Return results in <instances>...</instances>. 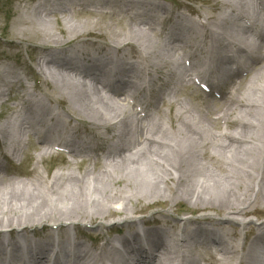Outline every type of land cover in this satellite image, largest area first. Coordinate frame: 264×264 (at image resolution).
Here are the masks:
<instances>
[{
	"label": "bare ground",
	"instance_id": "bare-ground-1",
	"mask_svg": "<svg viewBox=\"0 0 264 264\" xmlns=\"http://www.w3.org/2000/svg\"><path fill=\"white\" fill-rule=\"evenodd\" d=\"M66 1L73 9H62V27L55 23L58 31L53 25L48 30L39 26H50V17L55 15L54 6L63 5ZM213 1L222 10L216 20H213L211 10H203L200 14L195 11L197 17H192L181 10L182 5L175 9L154 0H44L26 10L23 21L27 26L19 33L40 41L36 47L45 53L36 57V68L48 88L37 99L34 98L38 96L34 91L24 88V97L14 103L13 113L0 123L4 149L12 157L20 158L25 148L21 142L22 135L32 134L40 143L37 164L50 155L52 149L64 147L73 155L71 165H75L77 156L84 157L82 161L88 162V165L81 172L72 169L57 171L51 176L35 169L31 178L20 180L18 173L9 170L4 157L0 156V255L3 254L5 264H16L14 261H19V264H66L64 260L67 264H97L110 251L108 245L117 238L106 241L99 247L100 252L86 246L69 230L80 221L93 223L100 220L101 224H105L106 219H114L116 225L128 229L120 237L124 241L121 248H115L108 257L114 258L118 253L123 255L135 249L131 251L130 260L139 259L142 264H187L185 256L189 264H196L198 258L203 264H264V244L257 249L259 257L254 259L252 255L261 236L259 230L250 243H245L242 236L238 241L236 232L220 228L225 223H232L246 231L253 220L245 216L264 208V131L261 135L257 131L259 126L264 127V120L263 123L261 120L264 118V52H259L255 39L264 42V33L255 32L256 22L244 21L255 14L260 2ZM90 5L95 6L90 11L97 13L98 17L95 20L76 19V8L81 7L78 9L81 11L84 6ZM101 14L112 17L103 18ZM216 25L227 26L235 34L240 29L244 33L252 32L253 41L244 40L242 45L247 43L258 50L256 60L246 61L242 70L232 64L235 63L234 53L218 67L222 70L227 66L232 76L238 73L231 85L222 91L221 101L203 96L205 85L193 75L198 55L216 56V51L207 50V44L218 39L211 30ZM91 33L100 40L81 38V57L84 60L81 65H71L64 59L54 58L55 53L57 55L63 48L72 46L61 45L79 35L90 36ZM233 36L232 32L231 38L224 37L226 45L233 43ZM178 42H184L185 46H177ZM241 51H244L243 47L238 49V52ZM177 53L192 58V65H185L176 59ZM152 54H155V62L152 61ZM128 56L137 59L129 61ZM180 68L186 70L188 77L168 94L169 97L164 96L161 86L158 90L154 89L161 71L168 70L165 82L173 71ZM130 70L135 80L120 78L118 85L125 88L130 83L131 90L139 93L136 97L124 96L117 87L107 88L108 85L101 80V77L114 72L123 77ZM243 72L250 73L246 76L249 85L239 89L244 79ZM201 74V81L206 84L209 73L203 70ZM20 82L21 77L16 70H6L0 76V100ZM208 83H212V87L219 84L211 80ZM196 89L204 97L198 107L189 99V95L197 92ZM103 90L111 96H106ZM248 90L255 96L254 100L244 97ZM182 93L187 96L181 97ZM53 103L66 105L64 113L67 120L60 113L48 115L50 109L55 108ZM165 106L169 112L175 107L172 124L167 126L156 121L157 115L166 114ZM36 109L41 114H37ZM234 109H238L245 118L232 119ZM212 111L218 115L212 117ZM132 116L136 129L134 140L128 147L118 154L112 148L122 135L120 130L109 137L107 143L98 141L101 130L110 126L125 127ZM205 118H209L210 125ZM13 119L18 123L16 131L10 128ZM72 120L76 121L75 125L71 124ZM191 121L201 124V129L195 128ZM222 121L225 125L235 123L238 128L228 132L214 130L211 126ZM78 143L82 144L81 149ZM183 145L189 147L186 155L181 148ZM255 145L259 147V153L262 145V151L258 160L250 162L248 151L253 150ZM99 146L104 148L103 158L96 152ZM168 150L172 156L167 154ZM199 158L207 162L199 163ZM138 169L147 170L148 180L158 186L156 195L149 199L159 197V200H166L172 206H169L170 209L180 198L191 199L196 207L225 208L223 217L216 220L217 225L208 227L210 237L215 240L221 234L222 239L212 242L213 239L208 237L187 249L185 254L184 243L189 236L185 227L172 231L173 226L165 223L158 229H147L144 225L147 220L137 214L135 207L141 199L135 186L136 179L143 176ZM199 172L201 175L191 188L193 178ZM210 193L216 197H209ZM87 205L93 210H88ZM55 206L58 210L53 209ZM117 213L119 216L115 217ZM214 217L211 214L207 219ZM47 220H51V227L47 229L48 233H41L37 229L40 223ZM176 220L184 224L190 217ZM59 230L67 239L56 237L55 232ZM168 233L173 236L166 239L164 236ZM20 241L27 245L25 256L20 253ZM211 242L213 246L209 245ZM65 244L69 245L68 249H64ZM55 245L59 250L51 256ZM147 247L152 250H147Z\"/></svg>",
	"mask_w": 264,
	"mask_h": 264
},
{
	"label": "rangeland",
	"instance_id": "rangeland-1",
	"mask_svg": "<svg viewBox=\"0 0 264 264\" xmlns=\"http://www.w3.org/2000/svg\"><path fill=\"white\" fill-rule=\"evenodd\" d=\"M41 1H44V0H0V73L2 70L4 71L16 70L20 74V77H21V82L15 85V87L12 88L8 92V94L3 96L0 100V123L5 121V118L11 113H13L12 106L14 105V103H16L17 101H20L24 97V94H25L24 88H28L34 91V94L38 95L36 97H40L41 93H43V91H46V88H48V86L44 82L43 77L40 75L39 70L36 68V57H39L40 55H44L45 53L41 51V49L36 47V45L40 41L37 38H29L26 36H22L19 33V31L22 28L27 26V24H25L23 21V18L26 16V13H25L26 10L30 6L38 5V3H40ZM154 1H156V3L170 5L172 7H175V9L182 5L181 10L185 11L189 15H192V17H197V14L196 13L194 14L195 11L200 14V12H202L203 10H211L212 12L211 15H213L214 17L213 19L216 20L222 12V10L218 7V5L214 4L215 2L213 0H154ZM66 5L68 8L71 7L70 4L68 5V1H66ZM91 7H95V6L93 5H90V7L84 6V9L81 11L78 10L81 7L76 8V14H75L76 19L95 20L98 16L96 15L97 13L90 11ZM70 9H73V8L71 7ZM61 13H62V10H55L54 11L55 15H52L50 17L52 20V23L50 24V26H47V25H39V26L47 30L49 27L51 28L54 26V30L58 31L59 29L57 30V28H55V23L57 24L59 23L60 26L62 27L63 24H62V19H61ZM100 17L109 18L112 16L101 14ZM200 19L202 20V18ZM63 34L64 33H61V36L64 37ZM79 36L64 43L63 45H61V47L62 46L65 47L76 41H80L81 38H86V40H90V41L100 40L99 38H96V35L93 33H91L90 36H86V35H83L81 37ZM152 56H153L152 59H155V54H152ZM133 59L136 61L137 58H133ZM161 72L162 73L158 74V78L156 79V83L154 85V89L156 90H158V88L164 82V78H166L168 75L165 70ZM209 73L210 75L212 74L211 71ZM244 75H245L243 76L244 79L243 81H241L242 87L239 86V89L243 88L244 86L249 85L247 83L246 76L250 75V73H248L247 75L245 73ZM172 78H173V75L171 78L167 79V81L164 82V85L161 86V91H164L165 87L168 89V86L170 85L171 83L170 81ZM103 83H104V79H103ZM85 89H86V86H85ZM196 90L197 92L194 91L195 92L194 94L189 95L190 96L189 99L193 100V102L192 101L191 102L189 101V102L191 104L196 103V106L198 107L201 99L204 98L203 96L205 95L203 94L202 96L200 94L201 92L198 89ZM102 93H104L106 96H111V95H108L106 92L102 91ZM180 96L185 97L187 96V94L182 93L180 94ZM244 97L247 98L248 100H254L255 96L252 95V93H250L248 90L245 92ZM112 98L114 99V95H112ZM208 98H212V97H208ZM213 99L217 101H221L215 98ZM52 105L55 107L54 108L55 112L60 113L61 116L65 120H67V117L64 113V107H66V105L60 106L57 103H53ZM164 108L166 110V114L163 116L161 113L157 115L156 121L158 123H161L162 125L164 124V126H167L168 124L169 125L172 124V119L174 117L172 116V114H174L175 112V107H172L170 112L167 106H165ZM212 112H213L211 114L212 117H216L218 115L217 113H215V111H212ZM106 113L108 112L106 111ZM231 117L232 119L245 118L242 116L241 113L238 112V109H234L232 111ZM261 120L263 123L264 118L262 117ZM130 122L131 121L129 118V121H127L126 127L128 126V123L130 124ZM205 122L210 125L209 118H205ZM191 123L193 124L195 128L197 127L198 129H201L202 127L201 124L196 123L194 121H191ZM17 124L18 123H16V120L12 121L10 125L11 131L12 130L16 131ZM71 124L75 125L76 121L72 120ZM211 126L214 128V130H217V131L226 130L229 132L236 131V129L238 128V125L235 123L225 125L223 121L217 122L216 124H213ZM115 128L116 127L110 126L109 129L101 130L100 131L101 139H99L98 141L99 142L105 141L107 143L109 139L108 138L109 133L112 132V130ZM257 131L261 135L262 134L261 132L264 131V127L259 126V130ZM4 142L5 141L2 135L0 134V156L4 157L3 161L9 170L18 173V179L20 180H27L28 178H31L35 169L43 171L47 176H51L55 174L57 171L65 172V171L73 169L77 172H81L88 165V162L82 161L84 160V157H79V156H77V159H76L77 162L75 163V165H71L72 163L70 162V159L72 155L70 153H67V151L59 150V149L58 150L52 149V153L37 164L36 156L39 153L40 143L38 142V139L36 138V136L32 134L22 135L21 142L26 147L24 148V152H23L24 156L22 155L23 157L21 156L20 158H14L12 157L11 153L6 152L4 149V146H5ZM78 144H81V143H78ZM198 146L199 144H197V147ZM112 148L116 152V147L112 146ZM181 148H182L183 154H185V151L187 152L189 150L188 146L183 145V147ZM258 149L259 147L255 145L253 147V150L248 151L249 156H251L250 162H253L259 159V155L262 151L261 146H260V153L257 151ZM96 152L97 154L100 155L101 158H103L104 148L102 146H99ZM167 154L169 156H172L169 150L167 151ZM197 162L206 163L207 160L205 159L201 160L199 158V160L197 159ZM207 165L209 166L210 164H207ZM138 170H139V173L143 175L142 177H144V179L142 177L141 179H138V178L136 179L135 186H137V192L141 196V199L139 203L135 205V207H136L137 214L141 216L143 220L145 219L147 220V223L144 224L146 227H148L147 229L149 228L158 229L162 227L163 224L168 223L169 225L173 226L172 231H178L179 229L181 230L182 228L185 227L188 233V231L190 230L191 226L194 223H201V222L208 221L212 225H217L216 220H218L219 218H222L226 212L225 208H210V207L202 208L200 206L196 207L195 205H193L191 199H186V198L177 199L176 206H174L173 209L169 208V206H171L169 202H167L166 200H159V197L156 199H149V197L156 195L155 191L158 192L157 190L158 186L156 187L154 182H151L150 180H148V178L146 177L147 170H144V169H138ZM204 171L206 172V170ZM233 172L234 171H232V173ZM199 175H201L200 172L196 177L193 178V181L190 186L191 188L194 187L195 181L198 179ZM85 192L87 193V190H85ZM209 197H216V195H213L212 193H210ZM50 207L52 209V206ZM53 209L58 210V207L55 206L53 207ZM87 209L93 210V208H91L88 205H87ZM169 211L172 213L171 215H169ZM117 214L115 217L119 216V214L118 215ZM211 214L215 217L212 218V220L207 219V216ZM167 216H170V217H167ZM180 217H185V218L190 217V220L187 223H184L185 224L184 226L183 223L176 220V218H180ZM245 218L253 220V223L248 226L246 231L241 230L242 227L236 224H232V223L230 224L225 223L220 228L221 229L227 228L232 232H236L238 241H239V238L242 236L245 243H250L249 241H251V239L254 236V233L256 232V229L258 228L257 222L264 219V208H261L257 212L248 214L247 216H245ZM50 225H51V220L44 221V223H40L37 230H39L41 233H48L47 229L51 227ZM72 230H73V234L78 236L80 240L84 241L86 246H88L89 248H93L95 251L97 250L100 252H101V249L99 247L104 245L106 241L111 240L110 238H117V241L115 242L113 241L111 242L110 245H108L107 249L109 248L110 251L104 254V256H108L110 253H112V251L116 248L118 244L124 242L122 241V239H120V237L124 236L127 233L128 229L127 227L116 225L114 223V219H110V220L106 219L105 224H101L100 220H97V221L94 220L93 223L88 222V221L81 223L80 221V223L75 225V227L72 226ZM130 230L134 231L133 228H130ZM241 231L243 233H241ZM69 232H71V229L69 230ZM55 233L59 239H64V237L66 238V236L63 237L64 233H62V230H59L58 232L56 231ZM171 236H173L172 233H168L167 237L170 238ZM65 242L66 241H64V243ZM23 243L24 242L20 241V245H22ZM68 246L69 245L65 244L64 248H67ZM184 261L185 263H187L186 256L184 258ZM203 263L204 262H202V260L198 258L196 264H203Z\"/></svg>",
	"mask_w": 264,
	"mask_h": 264
}]
</instances>
